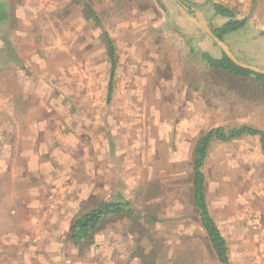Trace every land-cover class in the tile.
<instances>
[{"label": "rangeland", "instance_id": "374dc122", "mask_svg": "<svg viewBox=\"0 0 264 264\" xmlns=\"http://www.w3.org/2000/svg\"><path fill=\"white\" fill-rule=\"evenodd\" d=\"M8 1L3 37L14 50L0 39V264H220L192 202L194 146L218 126L264 130V82L201 64L191 44L222 50L177 0ZM193 1L211 26L226 19L210 2L247 17L226 42L264 68V0ZM102 28L117 46L109 102ZM205 173L231 264H264L258 137L214 142ZM108 200L129 201L140 218L109 219L75 245L72 220Z\"/></svg>", "mask_w": 264, "mask_h": 264}, {"label": "trees", "instance_id": "16d2710c", "mask_svg": "<svg viewBox=\"0 0 264 264\" xmlns=\"http://www.w3.org/2000/svg\"><path fill=\"white\" fill-rule=\"evenodd\" d=\"M185 1L190 6L200 7V5L193 0ZM209 4L213 7L214 13L216 15L226 19V21L221 25H210L213 32L224 41H226V37L228 35L239 32L246 28L248 24V18L240 17V11L237 8L220 2H210ZM86 9L89 17L95 22V24L102 26V20L97 10L90 3L86 5ZM10 17L11 12L9 1L0 0V39H3L5 44L4 48L8 53H11L14 49L12 42L9 39L3 37V26L9 21ZM102 30V35L106 42V55L110 63V76L107 87V101L109 102L112 99L114 93L115 78L118 69L117 46L109 32L104 28H102ZM190 51L198 56L201 64L203 63L205 67L212 71L222 72L234 78L254 77L258 83L264 82V74L256 73L237 65L223 51L221 56H215L207 50L198 49L193 44H191ZM16 57L15 61L18 60ZM247 136L258 137L261 151L264 154V130L250 124L229 127H214L200 136L194 146L192 202L195 210L198 213L197 218L200 222V225L204 230L211 248L220 264H231L229 245L209 207L205 165L209 157L210 148L214 142H229ZM138 216L139 214L136 213L129 201H104L98 206L85 211L74 218L69 228V236L75 245H80L81 243L92 240L105 221L119 217L138 218Z\"/></svg>", "mask_w": 264, "mask_h": 264}, {"label": "water", "instance_id": "95a60500", "mask_svg": "<svg viewBox=\"0 0 264 264\" xmlns=\"http://www.w3.org/2000/svg\"><path fill=\"white\" fill-rule=\"evenodd\" d=\"M177 2L186 9L189 13H191L194 18L200 23L201 27L204 29V31L216 42V44L221 48V50L237 65L249 69L253 72L264 74V68H261L256 65H252L249 63H245L237 58V56L233 53L230 46L227 44L226 41L218 37L210 27V25L207 23L203 15L197 11L195 8H192L189 6V4L185 0H177Z\"/></svg>", "mask_w": 264, "mask_h": 264}]
</instances>
